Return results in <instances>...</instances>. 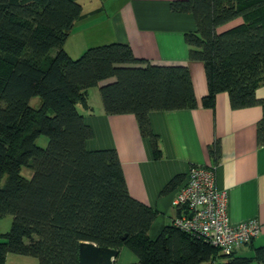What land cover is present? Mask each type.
I'll use <instances>...</instances> for the list:
<instances>
[{"label":"trees","instance_id":"16d2710c","mask_svg":"<svg viewBox=\"0 0 264 264\" xmlns=\"http://www.w3.org/2000/svg\"><path fill=\"white\" fill-rule=\"evenodd\" d=\"M169 8L193 18L183 37L189 60L204 66L203 103L226 92L233 109L260 106L256 139L264 145V97L256 94L264 85V0H172ZM81 11L76 0H0V219L11 216L0 264L8 254L78 264L82 242L125 246L137 258L130 264L264 263V245L253 257L235 256L173 225L148 235L156 212L129 194L117 152L87 147L89 89L98 88L106 114H133L159 155L149 114L196 106L189 68L137 57L119 41L72 57L63 44ZM209 154L218 157L217 142Z\"/></svg>","mask_w":264,"mask_h":264},{"label":"crops","instance_id":"0c3cea01","mask_svg":"<svg viewBox=\"0 0 264 264\" xmlns=\"http://www.w3.org/2000/svg\"><path fill=\"white\" fill-rule=\"evenodd\" d=\"M171 1L120 0L112 10L103 3V20L110 26L106 30L107 38L128 43L135 56L153 63L187 64L196 106L149 114L151 130L158 137L159 155H156L150 140L141 135L135 116L106 114L102 103L91 102L90 90L99 93L97 87H92L89 102L93 112H84L93 133L87 147L111 148L117 152L129 194L156 212L148 231L151 238L164 226L173 225L180 213L172 199L184 183L189 167L213 168L217 188L227 192L229 222L236 225L256 219L260 223L258 236L234 253L253 257L254 248L264 245V145H259L256 139L261 107L233 109L226 92L217 93L212 106L203 103L208 90L204 66L189 60L183 37L195 24L191 15L172 12ZM73 30L74 27L71 33ZM256 94L264 97V85L257 88ZM214 142L218 144L217 158L209 154V146ZM177 176L182 177L179 183L165 191V186ZM136 260L135 254L123 246L113 264H130ZM5 264H37V260L8 254ZM252 264L264 263L254 260Z\"/></svg>","mask_w":264,"mask_h":264},{"label":"built area","instance_id":"2783aa9c","mask_svg":"<svg viewBox=\"0 0 264 264\" xmlns=\"http://www.w3.org/2000/svg\"><path fill=\"white\" fill-rule=\"evenodd\" d=\"M227 203V192L217 188L214 169L190 166L184 183L172 199L173 206L180 211L173 226L201 237L222 253L230 254L255 239L261 226L256 219L231 224Z\"/></svg>","mask_w":264,"mask_h":264},{"label":"rangeland","instance_id":"374dc122","mask_svg":"<svg viewBox=\"0 0 264 264\" xmlns=\"http://www.w3.org/2000/svg\"><path fill=\"white\" fill-rule=\"evenodd\" d=\"M82 8V16L75 23L73 32L64 41V48L72 57L79 56L89 46L112 42L107 38L106 30L109 28V23L103 20V12L101 11L102 4L112 10V7L118 5L120 0H76ZM106 1V2H105ZM98 22V23H97ZM94 23V24H93ZM92 24V25H91ZM91 25V26H88ZM91 102L101 103L99 93L95 89L90 90ZM38 98H32L30 103L32 106L38 105ZM46 137L41 135L37 139V144L40 146L46 145ZM11 224V216L7 215L0 219V233L9 231Z\"/></svg>","mask_w":264,"mask_h":264},{"label":"water","instance_id":"95a60500","mask_svg":"<svg viewBox=\"0 0 264 264\" xmlns=\"http://www.w3.org/2000/svg\"><path fill=\"white\" fill-rule=\"evenodd\" d=\"M116 249L99 247L90 242H82L78 249V264H113L118 256Z\"/></svg>","mask_w":264,"mask_h":264}]
</instances>
